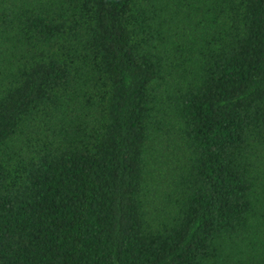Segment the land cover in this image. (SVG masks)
<instances>
[{
    "label": "trees",
    "instance_id": "obj_1",
    "mask_svg": "<svg viewBox=\"0 0 264 264\" xmlns=\"http://www.w3.org/2000/svg\"><path fill=\"white\" fill-rule=\"evenodd\" d=\"M0 264H264V0H0Z\"/></svg>",
    "mask_w": 264,
    "mask_h": 264
}]
</instances>
